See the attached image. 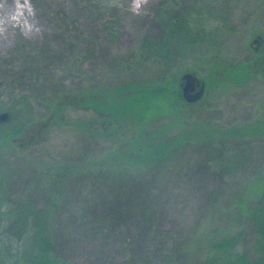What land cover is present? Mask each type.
<instances>
[{
    "label": "rangeland",
    "instance_id": "obj_1",
    "mask_svg": "<svg viewBox=\"0 0 264 264\" xmlns=\"http://www.w3.org/2000/svg\"><path fill=\"white\" fill-rule=\"evenodd\" d=\"M111 1L115 39L91 18L87 1L0 0L9 14L24 6L30 16L29 29L19 20L0 38V116L3 105L29 97L34 122L46 120L64 90L97 89L104 103L99 112L69 110L44 135L31 128L37 137L28 146L1 143L7 196L38 208L56 202L52 234L69 264H209L219 257L217 243L231 237L254 255L246 216L264 195V0H144L137 10L135 0ZM166 9L174 21L196 13L206 42L177 51L165 72L151 67L140 75L123 61L140 43L165 36L156 16ZM160 74L177 84L165 99L153 98L156 111L130 118L125 111L138 96L120 89ZM185 74L195 76L197 90L205 84L195 104L183 97ZM111 105L129 122L115 119ZM138 135L155 144L174 140L179 152L160 166L134 163L128 139Z\"/></svg>",
    "mask_w": 264,
    "mask_h": 264
},
{
    "label": "trees",
    "instance_id": "obj_2",
    "mask_svg": "<svg viewBox=\"0 0 264 264\" xmlns=\"http://www.w3.org/2000/svg\"><path fill=\"white\" fill-rule=\"evenodd\" d=\"M81 1H87L84 6L86 10H89L91 18L96 24H101L103 30L115 39L119 34V18L117 14L113 13L115 12L113 9H117L116 4L111 0ZM169 12L167 9L160 10L156 16L162 24H165V36L161 40H148L140 43L130 58L123 61L127 65H135L140 75L151 67H157L163 70V73L170 68L177 51H194L197 47H203L202 43L206 42L204 36L206 34L198 23L200 20L193 21L196 13L190 14L187 22L186 20L183 21L184 18L174 21L171 17L166 16ZM205 12L210 15L214 11L205 10ZM206 13L202 12L203 18L208 17ZM181 36L186 37L187 42L182 40ZM92 46L91 49H93ZM87 58L88 55L82 58L75 56L71 64L72 67L82 66ZM171 84L176 85L177 82L160 74L156 78L145 77L139 82L123 86L120 89L121 92L130 89L138 96L136 99L130 100L127 106L128 111L125 112H128L132 118L136 114L147 115V112L156 111L154 108L156 101H153V98L165 99L164 94L171 88ZM96 91L97 89H93L92 92L78 93L61 91L52 99L51 111L47 119H38L35 122L33 105L29 101V97L21 98V102L12 100L1 108V112L8 113L9 116L6 120H0V144L14 143L19 140L28 146V142L37 137L33 136L34 133L30 134L31 128H39V133L44 135L49 127L65 121L64 114L66 112L78 110L81 106L87 108L94 106L99 112L104 103L95 99ZM100 91L106 92L107 90L101 89ZM176 95L177 100L182 101L183 98L177 92ZM188 104H195V102ZM119 109L121 108L119 107ZM110 110L115 119L129 122L127 115H121L120 111L123 109L118 110L116 106L111 105ZM128 141L134 147L133 154L136 158L134 163L143 162L147 165L154 164L157 166L172 161L179 152L180 146L174 140L172 142L150 143L149 136L142 135L132 136ZM150 149H153L154 153L149 155L147 151ZM0 180V185L3 187L0 190V264H69V261L58 253L52 234L51 222L56 210V202L53 201L55 203L51 202L47 207L38 208L27 197L17 200L10 199L2 179ZM246 217L256 235L255 256L240 251L236 238H225L217 243L219 257L216 260L213 259V263L209 262V264H264V195H262L257 206H252L248 210Z\"/></svg>",
    "mask_w": 264,
    "mask_h": 264
},
{
    "label": "bare ground",
    "instance_id": "obj_3",
    "mask_svg": "<svg viewBox=\"0 0 264 264\" xmlns=\"http://www.w3.org/2000/svg\"><path fill=\"white\" fill-rule=\"evenodd\" d=\"M135 3L139 4V7L144 3V0H135ZM19 20L23 21V27L25 30L29 29L28 20H30V16L27 13V10L24 6L19 7L17 12H13L9 14L3 8H0V38H3L4 32L6 31V27H10L13 22H17ZM27 22H25V21ZM5 27V28H4Z\"/></svg>",
    "mask_w": 264,
    "mask_h": 264
},
{
    "label": "water",
    "instance_id": "obj_4",
    "mask_svg": "<svg viewBox=\"0 0 264 264\" xmlns=\"http://www.w3.org/2000/svg\"><path fill=\"white\" fill-rule=\"evenodd\" d=\"M183 80L185 81L183 87V97L186 102L194 103L201 99L205 91V84L203 83L199 90H197V82L195 76L193 74H185L183 76ZM8 115L5 113L0 116V120H6Z\"/></svg>",
    "mask_w": 264,
    "mask_h": 264
},
{
    "label": "clouds",
    "instance_id": "obj_5",
    "mask_svg": "<svg viewBox=\"0 0 264 264\" xmlns=\"http://www.w3.org/2000/svg\"><path fill=\"white\" fill-rule=\"evenodd\" d=\"M139 8V4L138 3H135L134 4V10H137Z\"/></svg>",
    "mask_w": 264,
    "mask_h": 264
}]
</instances>
